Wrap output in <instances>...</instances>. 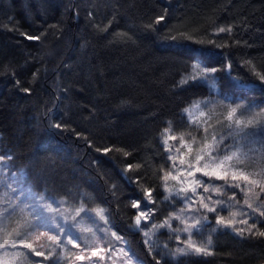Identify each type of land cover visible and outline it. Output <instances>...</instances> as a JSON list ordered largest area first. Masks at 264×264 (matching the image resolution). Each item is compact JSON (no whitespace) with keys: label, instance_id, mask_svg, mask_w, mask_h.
<instances>
[{"label":"trees","instance_id":"16d2710c","mask_svg":"<svg viewBox=\"0 0 264 264\" xmlns=\"http://www.w3.org/2000/svg\"><path fill=\"white\" fill-rule=\"evenodd\" d=\"M181 33L191 40L167 39ZM192 48L206 50L201 62L218 69L215 90L189 79ZM256 72L264 75V0H0V191L19 199L5 227L11 234L38 229L34 210L25 208L33 194L45 204L104 210L107 231L142 264H264V236L235 230L264 232L262 190L260 211L241 219L247 224L207 237L212 255L172 259L148 240L172 208L163 200L172 167L164 130L190 138L197 132L186 109L216 97L224 109L246 103L263 110ZM230 75L256 86L236 90ZM141 211L152 215L137 226ZM214 216L206 227L214 228ZM11 243L0 247V264H60L55 242L41 256Z\"/></svg>","mask_w":264,"mask_h":264},{"label":"rangeland","instance_id":"374dc122","mask_svg":"<svg viewBox=\"0 0 264 264\" xmlns=\"http://www.w3.org/2000/svg\"><path fill=\"white\" fill-rule=\"evenodd\" d=\"M195 74L199 75V73ZM213 75L214 73L210 74V76ZM207 82L211 86V79H208ZM215 88L212 89L215 90ZM197 105H199V108L196 107ZM224 107L225 106L222 105V102L219 101L217 97L196 102L187 109L188 111L185 112V114L190 125L197 133L190 138H183V144L180 138L169 140L171 151L167 150V152L169 157L172 156L174 159H170L172 163L170 172L172 175L168 176L167 180H165V198L163 200L165 202L169 200L172 204V208L171 211H169L170 215L156 225H161L164 224L165 221H169L171 226L159 227L155 230L153 227L149 232L148 240L151 247L153 246L156 250L165 252L172 257V259L181 256L196 255L175 254L177 248L186 246L185 241L189 234L182 231L186 224H191L195 220H201L202 226L199 233L193 230L192 239L198 244H206L208 241L207 237L215 231L234 230V227L236 228L239 225V221L242 218L246 216L250 218L254 217V214L260 211L255 197L258 191L261 190V186L264 185V176H250V179L259 180L258 185H248L245 187V182L240 181L241 187L245 189L244 191H241L240 188L232 189L221 187L225 185V181L215 178L212 179L211 184H208L209 177H203V180L206 182L204 186L209 187L207 193L203 191V187L197 189V195L195 196H193L191 192L184 193L178 191L182 187H188L187 182L184 184L180 183L181 180L187 177L186 169L188 168V164L195 163V156L197 153L204 149L205 144H212L214 135L217 140L223 137L221 148H223L224 145H231V151H237V149H239L240 152L247 153L248 159L238 165V168L242 169L245 174L264 172V109L257 110L256 107L246 103H229V106L225 109ZM233 108H236L237 112L233 114L232 120L230 121L227 117L228 113ZM242 109L244 110L243 115H241ZM201 113H203V115H201ZM237 120L241 121L239 127H243L248 121H252V124L244 128L242 133H237L235 131L238 127L236 125ZM205 129H207V132ZM245 133H247L246 136ZM169 135L173 136L171 133H169ZM189 146H191V152L188 151ZM165 147L167 149L168 146L165 145ZM177 149H179V151H177ZM213 155H215V153H213ZM181 160L184 161L183 164H181ZM205 160H207V155H205ZM203 163L204 161H201V165ZM230 163L234 164L235 160ZM182 170L185 171L181 174ZM172 176H177L178 179L174 180ZM196 176L200 177V173H196ZM188 180H191V177H188ZM231 183L230 171L228 184ZM214 187L220 188V192L217 193L213 191L212 189ZM249 188H251V191L248 190ZM186 195L192 197L196 202L189 204V201L185 199ZM201 195L205 197V202L209 203L210 207H215L217 209L215 212H209L201 207ZM229 195L231 196L229 197ZM233 195L237 200L238 198H243L241 203L237 205L234 204L233 200L230 199ZM209 196L211 197L210 201L207 199ZM30 199V203L25 208L34 210L38 220L42 215L48 218L51 223H46L36 230H29L28 228L25 233L15 230V232H13L14 235L11 234V231L5 227V221L13 211L12 208H14V206L12 202H15V200L8 201L4 192L0 191V245L7 244L5 243L6 241H9V243L15 241L16 244L22 245L21 238L26 237L23 243H27L26 240L29 238V243L32 244L33 248L42 253L50 248L51 243L53 244L55 242V244L58 245V261L60 264H142L131 254L125 241L120 236L116 235L115 232L111 234L107 231L108 219L104 210L102 211L104 218L101 219V216L97 213L102 209L88 212V215H85L84 211H80L79 215H77V211L81 208L69 206L66 202L60 201L55 204H45L42 202V199L35 198L33 194L30 196ZM246 200L252 205V208L247 206L245 203ZM15 203L19 204V199ZM196 209L199 210L197 211ZM234 212L238 213L235 217L237 223L234 227H223L216 224L218 215L223 216L225 219H232V213ZM213 214H215V224L213 225L214 228L210 229L206 226L207 222L212 220L210 217ZM175 217H179V219ZM204 217L207 219H204ZM147 220L142 218L141 223ZM56 225L63 228V233ZM69 230L72 233L71 236L65 234ZM163 230L166 231V235L158 238L159 232ZM17 232L20 233V236H17ZM52 236L57 237V239L50 240L49 237ZM73 236H78L79 239L73 240V243H68V240L72 239ZM168 244H172V247L168 248ZM17 247L20 248V246ZM81 256L83 259H77V257Z\"/></svg>","mask_w":264,"mask_h":264},{"label":"snow or ice","instance_id":"6c2138e0","mask_svg":"<svg viewBox=\"0 0 264 264\" xmlns=\"http://www.w3.org/2000/svg\"><path fill=\"white\" fill-rule=\"evenodd\" d=\"M91 15V14H90ZM165 16L164 15H160L157 17L155 23L158 25L160 24L162 21H164ZM151 27V25L149 26ZM230 32L231 29H225V28H219V32ZM21 35L24 36L25 39L28 40H39L40 37H34L25 33H22ZM184 39V40H191V37L186 35V34H179L177 35H172L167 37V39H170L172 41H179L180 39ZM195 43L197 44H204V41H195ZM209 44H213V41H208ZM183 46V45H181ZM216 47H220V45H216ZM199 53V56H197L196 54ZM189 54L193 56V74H190L189 79L195 81L197 79H204L205 81H207L208 79H211V87L215 88L217 87V83H216V79L215 77L210 76L211 73H215L218 69L213 67V68H207L202 62H201V57H204L207 52L204 49H197V48H192L189 50ZM231 64L226 66V69L231 70ZM195 73H199V75H196ZM255 76L259 79V81L264 82V75H262L259 72L255 73ZM230 82L232 84V87L236 90H240V91H244V90H249L253 87L256 86V83L254 80H250V79H246L244 77H231V75L229 76ZM183 82H187V80L183 81ZM18 83V81H17ZM25 92H28L29 89H24ZM197 108H199V105L196 106ZM188 110L186 109V112ZM237 112L236 108L231 109V111L228 113V120H232L233 114ZM244 110H241V115H243ZM201 115H203V113H201ZM249 124H252V121H248L247 124H244L243 127H239V125H241V121L237 120L236 121V125L238 126L235 131L237 133H242L244 131V128H246ZM53 127L60 129L62 127V125L60 123H56L54 125H52ZM170 128H167L164 130V140L163 143L168 146L167 150L171 151V146L169 145V140H176L177 137L176 136H171L169 135L170 132ZM205 131L207 132V129H205ZM247 135V133H245V136ZM194 139V138H193ZM181 143H184L183 137H180ZM223 144V137H221L219 140H217V138L215 137V135L213 136V140H212V144H205L204 145V149H202L200 152L197 153V155L195 156V163H189L188 164V168L186 169L187 171V177H185L184 180H181L180 183L184 184L185 182L188 183V187L187 188H180L178 191L179 192H191L193 194V196L197 195V189L200 187H203V191L205 193H207L209 191V187L204 186L205 185V181L203 180V177H209V181L207 182L208 184H211V181L213 178L217 179V180H224L225 181V185H222L221 187H228V188H240L241 191H244L245 189L241 187V183L240 181H244L245 182V187H247L248 185H258L259 184V180L257 179H250V176H264V172L261 173H250V174H245L244 171L240 168H238V165L243 163L244 160L248 159L247 153H243L240 152L239 149H237V151H231V145H224L223 148H221V145ZM99 151V149H97ZM206 150V152H205ZM108 151H111V149H104V152L107 153ZM177 151H179V149H177ZM188 151L191 152V146L188 147ZM213 153H215V155H213ZM230 153V154H229ZM125 155H128V153H125ZM205 155H207V160H205ZM2 158V157H0ZM169 159H174L172 156L169 157ZM235 160V163H230L231 161ZM201 161H204V163L201 165ZM181 164L184 163L183 160L180 161ZM175 167V165H174ZM129 169H131V165H129ZM182 170L181 174L183 173ZM231 171V180L232 183L228 184V177H229V173ZM196 173H200V177L196 176ZM239 173V174H237ZM172 173L169 172L165 175V180H167L168 176H171ZM188 177H191V180H188ZM172 179L176 180L178 179L177 176H172ZM213 191L219 193L220 192V188L214 187L212 189ZM249 191H251V188L248 189ZM261 190L264 191V185L261 186ZM142 192L144 193V198H145V202H151L152 201V194H151V190L150 189H142ZM70 195V194H69ZM185 199H187L189 201V204L195 203L196 201L189 196H185ZM209 201L211 200V197L209 196L207 198ZM231 200L235 199V196L233 195V197L230 198ZM219 203V202H218ZM245 203L247 204V206L249 208H252V205L248 203V201L246 200ZM200 204L201 207H203L204 209H206L209 212H215L217 209L215 207H210L209 203L205 202V197L204 196H200ZM139 203H136L133 205V207H137L139 208ZM197 211L199 209H196ZM80 211H84L85 215H88V211L81 208L80 210L77 211V215H79ZM102 211L103 210H99L98 211V215L101 216V219H103V215H102ZM261 215H264V212L260 213ZM152 215L151 212H146V211H141L139 213V215L136 216V225L139 226L141 223V219H145L147 220L148 218H150ZM238 215V213H232V219H225L223 216H217L216 218V224L218 226H223V227H234V225L237 223L235 217ZM177 219H179V217H175ZM204 219H207L206 217H204ZM184 222V221H182ZM46 223H51V221L48 218H45L41 215L40 219L38 220V222L34 225V227H41ZM239 223L242 224H247L248 221L245 220H240ZM168 226L170 227V222L169 221H165L164 224L161 225H156L154 226V230L159 228V227H165ZM201 220H195L193 223L191 224H186L185 228L182 229V231L187 232L188 238L185 241V247H180L176 249V253L175 254H179V255H189V254H196V255H212V251L210 248V245L212 243L211 239H209L207 241L206 244H198L195 240L192 239V235H193V230H196V233H199V230L201 228ZM57 228H60V231L63 233V228L59 225H56ZM253 227L249 226L247 228H239V229H235L237 234H243L244 232H248V233H252V234H258L260 236H264V232H259V233H253ZM175 231V230H174ZM66 235L71 236L72 233L69 230L67 233H65ZM147 235V233L145 234ZM17 236H20V233L17 232ZM26 239V237H22L21 238V242H22V246L24 248L30 249V253L29 255H31L32 253H34L36 256H41L43 255L42 252L40 251H36L32 244L30 243H23V240ZM50 240H56L57 237L52 236L49 237ZM79 239L78 236H73L72 239L68 240V243H73V240ZM7 243V241L5 242ZM13 248L17 247L15 241H13L12 245ZM0 247H4V245H0ZM19 256H23V253H18ZM45 259H47V257H45ZM77 259H83V257H77Z\"/></svg>","mask_w":264,"mask_h":264}]
</instances>
